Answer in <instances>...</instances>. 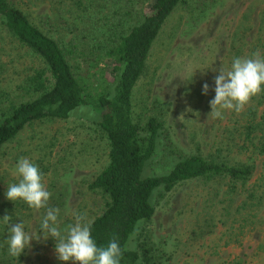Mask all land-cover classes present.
Instances as JSON below:
<instances>
[{"label":"rangeland","instance_id":"374dc122","mask_svg":"<svg viewBox=\"0 0 264 264\" xmlns=\"http://www.w3.org/2000/svg\"><path fill=\"white\" fill-rule=\"evenodd\" d=\"M11 1L38 25V20L47 14L53 17L59 9L51 8L58 0L27 6L25 0ZM150 2L134 0L132 17L137 19L148 12ZM40 26L46 30L45 26ZM48 33L60 41L67 38L66 34L63 37L53 30ZM263 36L264 0L177 3L153 38L145 74L133 87V115L154 104L170 138L183 150L207 154L220 146L221 155L231 161L244 160L249 152L244 149L243 153L239 152L234 144L228 146L222 133L228 134L230 130L233 140L242 143L238 131L243 130L246 105L240 113L224 110L222 119H213L208 116L209 101L215 96L214 77L219 74L218 69L230 67L235 57H251L259 51L252 49L255 38ZM31 59L0 27V91L8 92L7 98L13 97L23 74L36 66L37 62ZM67 61L75 72L78 65L80 80L87 82L93 92L100 89V78L81 58L78 60L71 55L67 56ZM97 67L98 74L104 79L110 78L104 62H98ZM205 83L209 85L207 94L202 91ZM153 100L164 109L160 111ZM262 106L259 105L258 110ZM87 115L74 112L66 118L34 120L1 148L0 177L7 186L17 182L15 166L20 157L39 166L51 192L49 206L60 209L58 226L62 232L74 222L73 210L86 213L91 220L107 199L99 189L88 187L107 161V145L95 115ZM253 162L252 175L242 186H237L236 193L227 190L226 177L191 178L169 191L155 192L152 196L154 212L148 221L138 222L128 246L134 247L137 233L146 230L162 252L159 264H264V156L254 153ZM169 165L170 160L163 165L155 157L150 160L147 172L160 171ZM250 193L253 198H249ZM243 200L252 202L251 206L242 203ZM19 209L25 231L40 235L25 248L22 263L71 264L58 260L52 244L54 239L50 236L44 239L40 233V221L46 209L37 211L24 202Z\"/></svg>","mask_w":264,"mask_h":264},{"label":"trees","instance_id":"16d2710c","mask_svg":"<svg viewBox=\"0 0 264 264\" xmlns=\"http://www.w3.org/2000/svg\"><path fill=\"white\" fill-rule=\"evenodd\" d=\"M43 1L25 0L24 4ZM104 1L58 0L51 5L59 7L53 17L47 14L38 20L44 30L18 4L0 0V27L37 62L23 74L13 97L7 98L8 92L0 91V153L4 143L34 120L66 118L74 112L85 117L95 115L106 140L107 161L88 187L99 189L107 199L91 219L92 236L98 245H107L115 235L124 249L121 264H159L162 252L146 230L137 233L134 247L128 246L138 222L148 221L154 212L153 194L196 177H226L227 190L236 193L237 186H242L253 173L254 153L264 156V91L246 105L247 117L243 130L238 131L242 143L233 140L230 130L222 133L228 146L234 144L239 152H249L244 160L231 161L221 155L220 146L207 154L183 150L170 138L154 104L133 115L131 97L137 79L145 74L153 38L173 7L185 0H151L148 12L137 19L132 17L134 0ZM47 30L63 37L66 34L67 38L57 40ZM252 49L264 55V36L255 38ZM71 55L81 58L97 74L101 82L98 91L93 92L87 82L80 80L78 65V72L71 68L67 61ZM101 61L110 72L108 79L98 74L97 63ZM153 101L160 111L164 109ZM259 105L262 108L258 110ZM150 109L153 111L147 113ZM155 157L163 165L170 160V165L148 173L147 166ZM6 189V181L0 177V264H23V253L18 258L8 254V225L2 219L9 215L10 223L23 221L19 209L23 201L8 200ZM248 196L254 197L251 193Z\"/></svg>","mask_w":264,"mask_h":264},{"label":"clouds","instance_id":"9594fccd","mask_svg":"<svg viewBox=\"0 0 264 264\" xmlns=\"http://www.w3.org/2000/svg\"><path fill=\"white\" fill-rule=\"evenodd\" d=\"M214 77L215 96L209 101L213 119L223 118V111L240 113L253 96L264 91V55L259 51L251 57H235L230 67H220ZM209 85L202 87L207 94ZM17 182L6 189V198L10 201L22 200L34 210L46 209L40 221V233L44 239L49 236L55 241L54 250L58 260L71 264H121L122 247L114 235L107 245H98L92 236V221L87 214L73 210V223L68 224L63 232L58 226L60 209L49 206L51 192L44 183V174L38 165L30 159L20 157L15 166ZM3 221L8 225L5 240L8 254L18 258L33 239L40 235L25 231L22 221L10 223L11 216L5 215Z\"/></svg>","mask_w":264,"mask_h":264}]
</instances>
